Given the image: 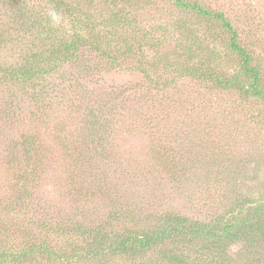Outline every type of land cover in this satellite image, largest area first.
Returning <instances> with one entry per match:
<instances>
[{"label": "rangeland", "instance_id": "obj_1", "mask_svg": "<svg viewBox=\"0 0 264 264\" xmlns=\"http://www.w3.org/2000/svg\"><path fill=\"white\" fill-rule=\"evenodd\" d=\"M185 1L225 15L264 88V0ZM231 36L176 0H0L1 248L20 241L17 226L34 240L49 233L72 256L88 238L65 233L73 226L112 241L160 229L169 216L216 226L237 214L249 236L231 239L223 258L189 235L135 257L113 251L107 264H170L171 247L184 259L175 264H264V99L211 76L240 71ZM71 42L72 57L13 78ZM253 219L260 224L250 227Z\"/></svg>", "mask_w": 264, "mask_h": 264}, {"label": "trees", "instance_id": "obj_2", "mask_svg": "<svg viewBox=\"0 0 264 264\" xmlns=\"http://www.w3.org/2000/svg\"><path fill=\"white\" fill-rule=\"evenodd\" d=\"M54 1L63 4V0ZM176 2L183 7L194 8L201 16H212V18L219 20L222 27L232 34L230 39L231 49L240 54L242 66L240 67V71L234 70L227 75L222 73L211 74L214 80L217 81L219 85H222V87H243L245 93L252 92L258 97L264 99V88L260 84L259 70L251 65L249 53L239 44L238 34L225 15L221 12H211L198 2H193V4L186 2L185 0H176ZM77 14H79L78 11L72 12L74 19L77 17ZM75 49H77L75 42H71L70 44H60V47L58 48H51L49 54L43 55V53H40L43 58L37 60L36 56L33 60H29L24 66L16 70L12 76L17 80L19 78L31 79L39 72L43 71L42 66H40L42 62H49L53 59L56 60L59 54L65 58L72 57ZM190 72L198 74L195 70H190ZM198 75L206 77V74L202 75V73H200ZM260 209L261 208L257 207L255 208V211L258 213ZM168 218L169 220L167 223H165L162 228L160 227V229L145 232L131 231L127 235L120 236L121 238L118 240L112 241L111 238L102 234L99 229L89 231L82 225H78L77 228L73 230V226L68 228L65 233H68V231L73 233L74 231L79 232L80 230H83L79 233L87 234L88 238L83 242L82 250H76L75 254H71L72 256H69L64 252L63 256L56 251V248H53L51 243L49 233L45 234L40 240H34V238L32 239L33 235L29 231L23 230L17 226V229L19 230L17 235L20 236V241L16 244L15 238L11 236L6 240L8 246L4 244L1 248L0 244V264H26L27 262H33L38 258H45L54 261L57 258L72 259L74 257L75 259L76 257L80 258V256L99 259L103 264H107V260L111 257L113 251L118 254L125 253L128 257H135L139 252L143 253V250L156 246L169 239H173V244L178 246L181 242V239L179 240V238H183V236L187 237L189 235L200 236V238H203L204 240L206 239L205 243L207 245H204L203 249L212 251L218 258H223L225 255L224 248H227V244L231 242V239H236L238 241L243 239V237L247 238L249 236L247 230L242 228V226H247L248 221L246 224L242 218L237 216V214L230 215L229 219H226L227 217L222 219L216 224V226L212 223H202L199 220H190L184 216H169ZM258 222L259 220L256 221V219H253L250 227H253L252 225L260 224ZM47 224L48 223H45L43 226L46 229L49 228ZM0 229L9 233V228L6 226L0 227ZM48 231L51 230L48 229ZM8 242H14V244H9ZM176 249L177 248L173 250L171 247L169 250L166 248V255L163 261L166 260L170 264L183 263L184 259L178 255V252H175ZM156 264H162L160 258Z\"/></svg>", "mask_w": 264, "mask_h": 264}, {"label": "clouds", "instance_id": "obj_3", "mask_svg": "<svg viewBox=\"0 0 264 264\" xmlns=\"http://www.w3.org/2000/svg\"><path fill=\"white\" fill-rule=\"evenodd\" d=\"M49 15L56 24L60 23L61 17L55 10H50Z\"/></svg>", "mask_w": 264, "mask_h": 264}]
</instances>
